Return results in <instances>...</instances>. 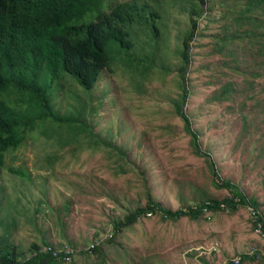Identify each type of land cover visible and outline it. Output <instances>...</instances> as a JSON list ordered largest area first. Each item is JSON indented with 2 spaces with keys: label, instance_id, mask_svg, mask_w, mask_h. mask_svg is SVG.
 <instances>
[{
  "label": "rangeland",
  "instance_id": "374dc122",
  "mask_svg": "<svg viewBox=\"0 0 264 264\" xmlns=\"http://www.w3.org/2000/svg\"><path fill=\"white\" fill-rule=\"evenodd\" d=\"M130 1L102 0L101 7L108 10ZM138 1L159 13L162 35L154 43L161 42V49L152 56L155 65L136 70L116 60L112 70L100 72L88 91L91 96L78 95L86 108L85 122L96 137L115 147L89 146L87 137L77 147L67 132L56 142H70L59 147L33 130L6 154L0 172V248L13 244L22 252L20 261L34 244L47 242L59 250L71 243L82 250L98 237L100 249L81 261L84 264H113L117 241L125 243L120 264H202L203 259L224 264L242 253L251 255L258 244L253 223L255 214L264 218V28L251 35L253 39L241 32L252 23L235 26L233 4L239 1L243 8L249 0H212L197 19L198 30L207 29L206 36L189 41L190 59L181 76L183 63L174 41L165 46L163 35L166 27L183 31V23L188 26L189 0L177 10L175 0ZM191 3L196 7L198 0ZM253 15L263 17L264 1ZM213 35L223 39L221 50L213 48ZM130 38L136 51L143 44L146 56L153 55L143 27L134 25ZM116 48L111 43L110 53ZM180 83L188 91L183 116L175 114L171 101ZM68 87L79 92L71 80L53 91L55 107L62 113L78 104ZM184 116L199 153L193 151ZM11 169L26 175H12ZM227 181L254 199L255 209L244 205L214 212L211 219L200 215L171 221L147 213L126 227L113 228L114 221L145 205L148 196L165 208H187L230 196V188L222 185ZM27 214L33 216V225L25 223ZM15 223L21 226L13 227L10 235L7 230ZM238 264H264V258Z\"/></svg>",
  "mask_w": 264,
  "mask_h": 264
},
{
  "label": "trees",
  "instance_id": "16d2710c",
  "mask_svg": "<svg viewBox=\"0 0 264 264\" xmlns=\"http://www.w3.org/2000/svg\"><path fill=\"white\" fill-rule=\"evenodd\" d=\"M88 2L89 0H75L73 4L78 11L85 12L89 9L86 5ZM175 2H178V0H175ZM202 2L203 0H198V5L193 7L191 0H189V6L192 7L189 10V24L187 26L186 22L183 23V31L174 30L172 27H166L164 30V45L168 46L170 41H174L175 53L179 54L183 63L180 67L181 76H183L186 69L185 64L190 59L189 41H193L196 35L197 37L206 36L207 29L206 31H200L198 30L200 26L197 27V19L204 11L199 7ZM238 2L233 4L232 19L235 26L243 27L252 23V28L242 29L241 32L254 39L255 37L251 35L262 33L259 29L264 28V15L262 18L253 15L252 8L254 5L259 8L258 5L262 0H255L254 5L248 4L245 10L242 11L239 10ZM194 8H197L198 12H195ZM139 10V6L132 4L119 5L108 15L99 13L97 22L91 24L88 28L85 40L67 42H54L26 13L17 14L15 17L16 23L0 14V167L4 163L5 154L9 150L21 146L26 139V135L33 130H37L47 141L57 143L59 147H64L67 145L66 143L70 142H56L61 140L66 132L72 143L76 144L77 147L78 144L84 142L86 137L89 139V146L92 144L96 146L105 144L110 148L115 147L110 141L96 137L92 128L85 122L86 108L78 95L86 98L89 93L91 96L88 91L93 88L100 71L104 67L112 70L108 65L110 42H115L119 47L130 46L131 43L126 38V31L121 24L133 21L137 15L139 16ZM158 14L157 12L155 15L153 12L154 17H158ZM204 25L208 27L207 24ZM171 29L173 30L172 33ZM147 31L149 33V48L153 49V55L144 56L140 59L144 63L145 69L155 65L153 57L156 58L157 50L161 49V42L154 43V39L162 35V31L157 26H150ZM235 32L240 34V30ZM212 45L213 48L221 50L224 41L221 37L213 35ZM90 48L92 49L89 50ZM82 51L87 52L79 54ZM160 63L164 65L163 62ZM67 80L73 81L83 91L78 87L79 93L72 87H68L77 96L78 104L66 113H62L55 107L53 91L61 83L66 84ZM178 87L180 92L177 98L171 101L175 105V114L183 116L181 108L188 91L181 83L178 84ZM184 121L185 130L192 133L189 129L188 118L185 116ZM192 135L193 151L199 153L198 145L194 142L196 135L195 133H192ZM50 157L55 158V156ZM210 167L213 172L214 168L211 165ZM12 172H17V170L13 169ZM222 185L230 188V196H225L219 200L208 198L201 202L192 203L187 208L176 210L165 208L148 196L145 205L135 206L132 211L124 216L123 221L121 219L114 221L113 228L126 227L146 213H160L162 220L171 221L182 216L198 219L200 215L206 219H211L214 212L225 209L235 211L239 206L244 205H252L255 209V200L247 198L236 184L227 181L223 182ZM258 216L264 220L261 215ZM24 219L25 223L34 224L33 216L27 214ZM20 226H17V223L12 224L7 232L11 235L13 227L17 229ZM9 243H12L11 238ZM116 245L113 264H120L118 260H122L125 243L117 241ZM73 246L74 244L68 243L58 250L50 247L47 242L42 246L34 244L30 247V255L20 261L19 257L22 252L19 254L13 244L9 246L4 243L0 248V264H84L81 261L88 260L90 254L86 250H76ZM93 247L96 248L99 245L96 243L93 244ZM239 256L241 261L245 259L252 261L258 255L242 253ZM76 258H79V260L74 262ZM143 259H146V257L142 256L141 260ZM201 263L210 264L209 261L204 259ZM99 264H105V262H99ZM228 264H231V262L228 261Z\"/></svg>",
  "mask_w": 264,
  "mask_h": 264
},
{
  "label": "clouds",
  "instance_id": "9594fccd",
  "mask_svg": "<svg viewBox=\"0 0 264 264\" xmlns=\"http://www.w3.org/2000/svg\"><path fill=\"white\" fill-rule=\"evenodd\" d=\"M74 1L75 0H0V14L8 17L10 20L15 22V17L17 14L26 13L54 42L83 41L86 39L88 28L91 26V24L97 22V15L99 13L108 15L114 8L119 5H137L140 7L139 16L137 15L133 21H127L121 24L123 29L126 31V38L130 41L131 44L129 47H119L115 42H110V44L114 43L117 48L114 54H111L109 51L108 65L112 68V65L116 63V60H121L128 63L132 66V68L136 70H138L139 67H144V63L140 59L147 55L145 54V47L143 44H141L138 50H135L134 43L130 38V31H132L134 25L143 27L144 36L149 37L147 29L150 26H157V20L159 19V14L158 17L153 16V12L155 13V15L158 12L154 6H152L148 2L147 4L139 2L138 0H132L130 2L117 3L114 6L110 7L108 10H105L101 7L102 0H89V2L86 4L89 9L85 12H80L73 4ZM211 1L212 0H203L202 4H200L201 8L203 5L205 11H203V14H206L207 5H209ZM185 2L186 0H178V2H175L174 7L179 8ZM254 2L255 0L246 1V5L243 8H241V4L238 2L239 10H245L248 4L254 5ZM261 4L262 2L260 3V5ZM218 5L219 3H217V6ZM260 5L258 6L260 7ZM257 9L258 8H256V6L254 5L252 8V14ZM205 18V16L202 17V19ZM91 49L92 48H90L89 50ZM140 51H142L143 53H140ZM86 52L87 51H82L79 54H84ZM104 69L110 70L108 67H104L102 71ZM6 154L4 156V163L0 167V172L2 169V173L4 170ZM12 170L13 169L10 170L12 175L19 177L26 175L18 169H16L17 172H12ZM1 205L2 202L0 199V208ZM148 214L150 215V213ZM108 236L111 237L112 234L110 233ZM96 243L100 245L101 239L99 238L92 240V242L82 250H86L90 255H92L96 250L100 249L99 247H93V244ZM49 245L50 247H53L52 244Z\"/></svg>",
  "mask_w": 264,
  "mask_h": 264
},
{
  "label": "built area",
  "instance_id": "2783aa9c",
  "mask_svg": "<svg viewBox=\"0 0 264 264\" xmlns=\"http://www.w3.org/2000/svg\"><path fill=\"white\" fill-rule=\"evenodd\" d=\"M205 212L208 214L206 210ZM254 216L256 218L253 223L254 230H255V233L260 236V244L253 247L250 253L251 255L255 254V255H258L257 257H261V256H264V220L259 218L257 214H255ZM240 260H241V257L238 255L232 258L231 261H232V264H238Z\"/></svg>",
  "mask_w": 264,
  "mask_h": 264
},
{
  "label": "crops",
  "instance_id": "0c3cea01",
  "mask_svg": "<svg viewBox=\"0 0 264 264\" xmlns=\"http://www.w3.org/2000/svg\"><path fill=\"white\" fill-rule=\"evenodd\" d=\"M259 244H260V239L258 240V244L257 245H259ZM245 254H247V253H245ZM259 258H264V256H261ZM224 264H228V263H224Z\"/></svg>",
  "mask_w": 264,
  "mask_h": 264
}]
</instances>
